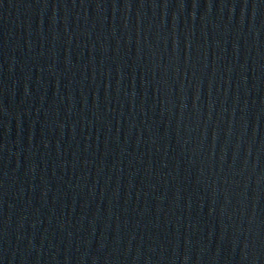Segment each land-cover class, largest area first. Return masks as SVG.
<instances>
[{
  "label": "water",
  "instance_id": "1",
  "mask_svg": "<svg viewBox=\"0 0 264 264\" xmlns=\"http://www.w3.org/2000/svg\"><path fill=\"white\" fill-rule=\"evenodd\" d=\"M0 264H264V0H0Z\"/></svg>",
  "mask_w": 264,
  "mask_h": 264
}]
</instances>
